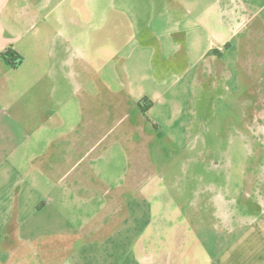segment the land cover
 <instances>
[{
	"label": "crops",
	"instance_id": "0c3cea01",
	"mask_svg": "<svg viewBox=\"0 0 264 264\" xmlns=\"http://www.w3.org/2000/svg\"><path fill=\"white\" fill-rule=\"evenodd\" d=\"M223 2L184 0L177 33L200 59L226 45V89L245 92V130L228 135L226 181L193 182L175 213L170 198L154 212L153 182L106 180L104 117L58 98L62 82H11L24 56L0 39V53L23 56L17 67L0 57V264H264V0ZM59 11L54 76L81 34Z\"/></svg>",
	"mask_w": 264,
	"mask_h": 264
},
{
	"label": "rangeland",
	"instance_id": "374dc122",
	"mask_svg": "<svg viewBox=\"0 0 264 264\" xmlns=\"http://www.w3.org/2000/svg\"><path fill=\"white\" fill-rule=\"evenodd\" d=\"M183 4L0 0V39L16 42L24 56L20 70L8 74L10 81L38 80L47 88L62 82L67 86L58 98L70 94L74 105H94L109 134L103 143L106 180L121 182L126 190L128 182H153L156 214L167 198L173 208L178 197L190 198L193 182H225L228 135L245 130V92L226 89V45L218 44L203 59L187 53L177 33L187 15ZM57 9L81 34L72 44L69 70L54 76L49 67L56 61L52 53L59 52L53 40ZM45 95L41 90V98ZM142 99L158 100L147 112L149 119L139 106Z\"/></svg>",
	"mask_w": 264,
	"mask_h": 264
},
{
	"label": "trees",
	"instance_id": "16d2710c",
	"mask_svg": "<svg viewBox=\"0 0 264 264\" xmlns=\"http://www.w3.org/2000/svg\"><path fill=\"white\" fill-rule=\"evenodd\" d=\"M0 57L3 60L10 63V65H12L13 67H17L23 60V56L19 54V52H17L16 50L12 49L11 47L5 50L4 52H1ZM146 102H147L146 99H142L139 101V106L142 112L145 114V116H147V112L149 111V109L152 107L154 103L152 100H150L148 103Z\"/></svg>",
	"mask_w": 264,
	"mask_h": 264
}]
</instances>
